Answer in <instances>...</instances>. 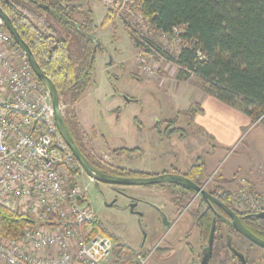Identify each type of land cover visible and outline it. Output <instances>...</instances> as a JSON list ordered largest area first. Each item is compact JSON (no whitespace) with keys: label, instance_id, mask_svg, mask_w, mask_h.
<instances>
[{"label":"rangeland","instance_id":"1","mask_svg":"<svg viewBox=\"0 0 264 264\" xmlns=\"http://www.w3.org/2000/svg\"><path fill=\"white\" fill-rule=\"evenodd\" d=\"M72 1L92 10L100 43L86 93L76 104L70 96L64 103L61 98L63 114L79 125L81 142L109 164L151 172L148 175L178 170L172 165L184 174L193 165L204 163L202 186L206 190L217 187L221 174L234 168L235 159L245 158L250 129L241 141L225 150L216 169L212 168L213 162L206 166L215 143L208 130L195 124L191 112H198L197 103L208 94V85L195 75L179 78L180 68L173 61L183 47L178 35L156 30L141 10L135 17L121 18L111 15L98 0H90L88 5L86 0ZM123 149L126 151L120 152ZM77 175V184L87 189L84 200L98 221L118 239L117 250L122 248V255L133 262L142 251L150 255L147 264H201L207 239L201 248V229L192 218L198 200L179 218L185 206L178 209L172 217L177 222L165 229L159 223L158 208L166 209L168 202L170 209L174 206L164 188L113 187L92 180L83 169ZM239 179V183L245 182ZM132 199L140 201L137 211L142 216L131 212ZM233 204L237 208L234 200ZM235 244L247 256L248 264H264V249L243 237L235 238ZM210 264L241 263L234 253L222 252Z\"/></svg>","mask_w":264,"mask_h":264},{"label":"trees","instance_id":"2","mask_svg":"<svg viewBox=\"0 0 264 264\" xmlns=\"http://www.w3.org/2000/svg\"><path fill=\"white\" fill-rule=\"evenodd\" d=\"M90 0H86L88 5ZM142 13L158 31L178 35L182 50L173 61L180 68L179 78L195 75L208 85L206 91L220 102L239 109L252 123H264V0H138ZM0 6L12 19L23 40L33 51L44 73L56 84L60 98L70 96L76 104L91 82L97 50L96 25L92 10L72 0H0ZM80 17V19H79ZM106 20V22H108ZM177 33V34H175ZM137 46L138 41L132 37ZM98 41V40H97ZM197 111H192L195 116ZM66 126L84 156L105 174L138 178L150 177L130 168L105 162L89 151L80 139L79 125L64 115ZM110 149V147L108 146ZM126 150H120L124 152ZM118 153L119 150H114ZM204 163L193 165L184 175L202 186ZM176 172H180L176 170ZM156 186H164L157 184ZM175 187L174 201L182 205L195 193L184 186ZM232 208L254 235L264 240V220L234 207L233 193L224 186L208 189ZM179 194L180 198L177 197ZM196 211L195 226L208 239L215 227L213 260L222 252L237 249L240 234L222 215L202 200ZM31 220L0 207V234L17 237ZM93 235L103 234L118 239L97 221ZM119 254H124L121 251ZM124 250V249H123ZM144 256V255H143ZM210 261V263L212 262ZM127 264H139L130 261Z\"/></svg>","mask_w":264,"mask_h":264},{"label":"built area","instance_id":"3","mask_svg":"<svg viewBox=\"0 0 264 264\" xmlns=\"http://www.w3.org/2000/svg\"><path fill=\"white\" fill-rule=\"evenodd\" d=\"M98 1L121 18L142 10L138 0ZM78 170L57 129L47 88L0 18V207L31 220L17 237L0 234V264L131 261L111 237L93 235L98 219L84 200L87 189L77 184ZM242 186L233 198L236 207L264 212V194ZM149 257L139 253L135 260L147 264Z\"/></svg>","mask_w":264,"mask_h":264},{"label":"water","instance_id":"4","mask_svg":"<svg viewBox=\"0 0 264 264\" xmlns=\"http://www.w3.org/2000/svg\"><path fill=\"white\" fill-rule=\"evenodd\" d=\"M0 18L2 19L6 29L12 35L15 42L27 55V58L36 76L47 88L51 96V101H52L53 110H54V118H55L57 129L60 135L62 136V138L64 139L66 145L68 146V148L70 149V151L75 156L76 160L78 161V163L84 170V172L92 180L97 181L102 184L113 186V187H130V186L147 187V186H153L157 184H173V185H180V186L190 188L196 193L197 196L200 195L213 208H214L213 204L221 208L228 216V217H224V219L229 224H231L233 228L241 236L246 238L248 241H250L254 245L264 249V240L260 239L259 237L254 235L249 229H247V227L243 224L240 216L232 208H230L229 206L224 204L222 201L214 197L212 194H210L203 186L196 184L195 182H193L192 180H190L184 175L164 173L161 175H155V176H150V177L127 178V177H118V176L108 175L100 171L98 168H96L84 156V154L80 150L79 146L75 142L74 138L72 137L71 133L69 132L66 126L64 114L62 111L61 98H60L58 89L56 87V84L52 81L51 78H49L44 73L33 51L31 50L29 45L23 40L17 28L15 27L12 19L2 9L1 6H0ZM95 38H96V42L100 44L99 41H97L96 36ZM125 99L128 102L132 101L127 97H125ZM136 206H137L136 203L131 204L130 209L132 213H134ZM136 214H138L139 216H142V213H136ZM161 215H162L163 227L165 229H170L172 224L167 218V215L163 212H161ZM251 216L256 219L264 220V212L258 213V214H251ZM214 240H215V227L213 226L211 229L210 235L207 239V244L203 248V254H202L203 258H202L201 264H210V261L213 256ZM232 240L233 238L229 239V247H231L230 248L231 252L234 253V256L240 261L241 264H248L246 256L239 250L232 248L231 246Z\"/></svg>","mask_w":264,"mask_h":264},{"label":"crops","instance_id":"5","mask_svg":"<svg viewBox=\"0 0 264 264\" xmlns=\"http://www.w3.org/2000/svg\"><path fill=\"white\" fill-rule=\"evenodd\" d=\"M197 104H199V110L194 116V122L206 132L208 130L207 133L215 143L212 145L211 152L208 153V159H210L209 162L206 161V166L207 163L213 162L212 168L216 169L225 150L241 141L250 129L247 134L250 142H246L245 158L235 159L234 168L224 171L216 186H224L235 193L242 186L239 178H243L252 192L264 194V123L253 124L251 119L239 109L224 104L209 94L201 96ZM171 167L181 170L173 165ZM163 172L170 173L167 170ZM200 240L202 248L204 242L202 231ZM179 242L182 243V241ZM139 252L145 254L142 251Z\"/></svg>","mask_w":264,"mask_h":264},{"label":"flooded vegetation","instance_id":"6","mask_svg":"<svg viewBox=\"0 0 264 264\" xmlns=\"http://www.w3.org/2000/svg\"><path fill=\"white\" fill-rule=\"evenodd\" d=\"M170 173H173V174H180V175H184L183 173H181V172H176V171H174V170H172V172H170ZM154 176V175H153ZM185 176V175H184ZM97 182V181H96ZM164 186H156L157 188H164V192H169L170 193V200H172V199H174V197H175V192H177L176 191V189H175V187H170V186H173V184H163ZM176 186H178V185H176ZM180 186V185H179ZM147 187H155L154 185L153 186H147ZM123 188V187H122ZM206 189V188H205ZM207 191L209 192V190L207 189ZM211 194V193H210ZM177 197H179L180 198V196H179V194L177 195ZM215 197V196H214ZM217 198V197H216ZM218 199V198H217ZM196 200H198L199 201V205H198V208L200 207V205H201V201L203 200V198L200 196V195H196V193H194L193 194V196H192V198H190L189 200H186L182 205H180L178 202L180 201V200H178V202H176V201H174L173 200V208L174 209H170V207H169V203L170 202H168V207L165 209L164 208V206H160V208H158V212H159V223L163 226V222H162V215H161V212H163V213H165L166 215H167V218L169 219V221L171 222V227H170V229L173 227V225H175V223L177 222V221H172V217L175 215V213L176 212H178V209H180L181 207H184L185 206V210L183 211V212H181V213H179V215L177 216L178 218H179V216H182L183 215V213L185 212H187V211H189L190 210V208H191V206L195 203V201ZM133 203H136L137 204V206H136V208H135V211H134V213L136 214V213H138V206H139V203H140V201H138L137 199H132V201H131V204H133ZM213 206H214V210H215V214L217 215V213L219 214V215H222L223 217H228L227 216V214L221 209V208H219L217 205H215V204H213ZM131 210V209H130ZM197 210H199V209H197ZM194 214H196V211L195 212H193L192 213V218H193V221H195V215ZM138 215V214H137ZM139 216V215H138ZM177 218V219H178ZM203 234V233H202ZM203 237H204V235H203ZM240 237H243V236H241L240 235ZM244 238V237H243ZM246 239V238H245ZM247 240V239H246ZM250 242V241H249ZM251 243V242H250ZM251 244H253V243H251ZM254 245V244H253ZM256 246V245H255ZM246 258H247V256H246ZM212 260H213V258H212ZM211 260V261H212ZM248 260V259H247Z\"/></svg>","mask_w":264,"mask_h":264}]
</instances>
